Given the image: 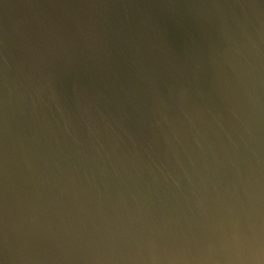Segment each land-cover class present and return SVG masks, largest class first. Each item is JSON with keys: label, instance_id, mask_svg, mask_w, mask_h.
<instances>
[{"label": "water", "instance_id": "1", "mask_svg": "<svg viewBox=\"0 0 264 264\" xmlns=\"http://www.w3.org/2000/svg\"><path fill=\"white\" fill-rule=\"evenodd\" d=\"M0 264H264V0H0Z\"/></svg>", "mask_w": 264, "mask_h": 264}]
</instances>
